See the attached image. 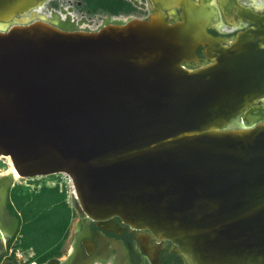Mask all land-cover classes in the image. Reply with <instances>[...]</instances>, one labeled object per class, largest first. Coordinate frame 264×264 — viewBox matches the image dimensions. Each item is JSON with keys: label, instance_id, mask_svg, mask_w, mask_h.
Returning <instances> with one entry per match:
<instances>
[{"label": "water", "instance_id": "obj_1", "mask_svg": "<svg viewBox=\"0 0 264 264\" xmlns=\"http://www.w3.org/2000/svg\"><path fill=\"white\" fill-rule=\"evenodd\" d=\"M152 3L85 30L25 23L37 0H0V157L22 178L68 174L73 208L103 231L119 218L187 264H264V15L230 42L202 2ZM200 47L210 63L187 68ZM15 183L0 176L5 241Z\"/></svg>", "mask_w": 264, "mask_h": 264}, {"label": "flooded vegetation", "instance_id": "obj_2", "mask_svg": "<svg viewBox=\"0 0 264 264\" xmlns=\"http://www.w3.org/2000/svg\"><path fill=\"white\" fill-rule=\"evenodd\" d=\"M37 0V4L29 11L18 15L25 23L32 22L35 18L64 28L93 30L95 22L88 19L87 15H95L100 21V28L104 22L117 20L126 22L124 16L138 12L152 13V0ZM207 5L206 9L215 15L209 24L208 32L217 38L234 41L240 33L256 30L259 26L248 21L249 14L264 15V0H194ZM239 6L243 10H240ZM106 8L119 10L113 14ZM182 10L177 11L181 15ZM116 17H121L117 19ZM138 18V17H136ZM142 18V19H146ZM174 22L173 18H168ZM15 20L11 25L17 24ZM94 29V30H96ZM205 47L198 49L199 60L185 63L187 68L196 69L210 63L204 53ZM80 219L79 231L70 247L64 248L60 243L56 253L48 260L40 263L42 256L34 252L28 259V264H187L184 257L171 252L174 246L169 240H159L149 231L132 230L121 219L109 221L108 231L99 228L95 222L76 211ZM151 236L149 243L141 241L139 236ZM151 249L145 252L144 247ZM34 258V259H33ZM2 264V262L0 263Z\"/></svg>", "mask_w": 264, "mask_h": 264}, {"label": "rangeland", "instance_id": "obj_3", "mask_svg": "<svg viewBox=\"0 0 264 264\" xmlns=\"http://www.w3.org/2000/svg\"><path fill=\"white\" fill-rule=\"evenodd\" d=\"M148 12H138L131 15L124 16V19H129L131 17L146 18ZM88 19L95 22L92 29H96L100 25V21L95 15L88 14ZM121 19V17H116ZM10 168L9 160L5 156L0 157V176L8 171ZM56 179V177H54ZM53 179V178H51ZM22 184L25 185L27 180L21 179ZM51 191H43L42 194L38 196V199H45L46 196H50ZM34 195V193H32ZM51 197V196H50ZM48 198V197H47ZM46 198V199H47ZM58 201L57 198L53 202ZM45 203V202H44ZM68 203V202H67ZM72 209V218L70 220L68 229V212L65 210V205L63 203H58L51 205V203H45L40 207V217L34 222L29 224H24L22 220L20 225L19 234L14 237V240L9 245V241L0 239V263L2 264H28V259L34 255V248H38L41 252H46V254L52 255L55 253L60 243H63V247H70L74 241L76 234L79 231L80 219L76 215V210L72 206V200L68 203ZM67 233V234H66ZM20 236V237H19ZM65 237V238H64ZM33 246V249L23 250L20 248L21 242ZM62 239V240H61ZM34 259V258H33Z\"/></svg>", "mask_w": 264, "mask_h": 264}, {"label": "trees", "instance_id": "obj_4", "mask_svg": "<svg viewBox=\"0 0 264 264\" xmlns=\"http://www.w3.org/2000/svg\"><path fill=\"white\" fill-rule=\"evenodd\" d=\"M104 2V0H98L96 3ZM108 11H111L113 14H119V10H112L109 8H106ZM43 188L40 191L37 192H31L29 189L25 188L22 185H15L9 196L8 201V209L11 212L12 215L18 217L24 221V224H29L34 222L36 219L40 217L41 211L40 207L43 206L45 203H51V205H55L58 203H63L65 205V210L68 212V224L66 231L68 229L70 220L72 218V209L70 208L69 204L67 203V196L64 191H60L59 186H56L54 188H51L49 186H42ZM51 191L52 195L46 196L45 199H38V196L42 194L43 191ZM34 193V195L32 194ZM57 198L58 201L53 200ZM45 202V203H44ZM19 234V233H18ZM67 234V233H66ZM20 237V236H19ZM65 238V237H64ZM14 238L9 240V245L12 243ZM62 240V239H61ZM21 242V239H20ZM20 248L23 250H30L33 249V246L26 244L24 242H21ZM59 246L57 247V249ZM56 249V250H57ZM34 252L37 256H42V258L39 260L40 263H43L44 261L51 258L55 253L52 255L46 254V252H41L38 248H34ZM1 261V260H0Z\"/></svg>", "mask_w": 264, "mask_h": 264}, {"label": "built area", "instance_id": "obj_5", "mask_svg": "<svg viewBox=\"0 0 264 264\" xmlns=\"http://www.w3.org/2000/svg\"><path fill=\"white\" fill-rule=\"evenodd\" d=\"M48 177H52L53 179L48 180V182H46V186H49L51 188L59 186L60 191H64L67 196V202L70 203L72 198L76 196L75 187H74L72 178L68 174H65V173L48 176ZM48 177H36V178L20 177L19 179H16L15 185L22 184L20 180L24 179V180H27V183H25V186H26L25 188L29 189L31 192H37L43 188L42 187L43 184L41 181ZM54 177H56V179Z\"/></svg>", "mask_w": 264, "mask_h": 264}, {"label": "bare ground", "instance_id": "obj_6", "mask_svg": "<svg viewBox=\"0 0 264 264\" xmlns=\"http://www.w3.org/2000/svg\"><path fill=\"white\" fill-rule=\"evenodd\" d=\"M7 158L9 160L10 168H9L8 171H5L2 175L7 174V173H12V174H14L15 179H19L20 178V175L16 171V169H15V167L13 165V162H12L11 158L10 157H7Z\"/></svg>", "mask_w": 264, "mask_h": 264}, {"label": "crops", "instance_id": "obj_7", "mask_svg": "<svg viewBox=\"0 0 264 264\" xmlns=\"http://www.w3.org/2000/svg\"><path fill=\"white\" fill-rule=\"evenodd\" d=\"M51 178L52 177H48V178L42 180L41 182H42L43 186H46V182H48V180H52ZM23 186L26 187L25 185H23Z\"/></svg>", "mask_w": 264, "mask_h": 264}]
</instances>
